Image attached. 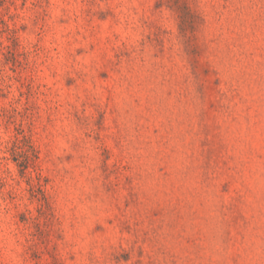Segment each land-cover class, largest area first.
<instances>
[{
	"label": "rangeland",
	"instance_id": "1",
	"mask_svg": "<svg viewBox=\"0 0 264 264\" xmlns=\"http://www.w3.org/2000/svg\"><path fill=\"white\" fill-rule=\"evenodd\" d=\"M0 264H264V0H0Z\"/></svg>",
	"mask_w": 264,
	"mask_h": 264
}]
</instances>
